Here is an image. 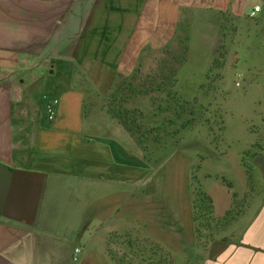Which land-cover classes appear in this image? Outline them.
<instances>
[{
  "label": "crops",
  "instance_id": "crops-1",
  "mask_svg": "<svg viewBox=\"0 0 264 264\" xmlns=\"http://www.w3.org/2000/svg\"><path fill=\"white\" fill-rule=\"evenodd\" d=\"M249 6L250 0H0V264H117L107 242L119 238L126 248L119 253L142 257L140 264L157 260L136 251L135 241L156 245L164 257L182 258L194 248L193 169L216 217L230 209L232 194L248 191L245 169L236 163L243 182L236 190L224 180L225 154L152 160L94 105L92 93L98 83L150 66L184 10L239 15ZM33 95L35 106L23 104ZM214 158L212 168L207 162ZM228 231L195 247L194 264H264V197L250 201Z\"/></svg>",
  "mask_w": 264,
  "mask_h": 264
},
{
  "label": "rangeland",
  "instance_id": "rangeland-1",
  "mask_svg": "<svg viewBox=\"0 0 264 264\" xmlns=\"http://www.w3.org/2000/svg\"><path fill=\"white\" fill-rule=\"evenodd\" d=\"M255 5L260 10L249 16ZM150 58V66L136 67L139 76L133 83L155 86L163 82V90H152L148 95L130 94L125 85L130 71L118 74L115 82L98 83V93H92L95 95L92 102L106 111L109 106L138 109L140 130H152L143 139L144 152L152 160H163L174 153L196 152L198 159L225 154L229 157L222 159L223 166L229 176L224 180L236 190L243 183L239 167H235L241 163L248 176V191L241 196L232 194L226 225V221L211 223L215 236L228 234L231 222L243 215L250 201L264 197V0H250L245 13L239 15L206 9L184 10L174 34ZM36 82L30 83L32 87ZM29 97L24 96L23 104L32 102L35 106L34 95ZM189 118L193 120L192 126L180 129L181 121ZM207 163L213 168L218 162L214 158ZM192 174L203 189L198 167ZM122 240L116 239L112 247L125 250ZM206 240L203 231L194 248L182 258L171 252L164 257L154 244L135 241V249H145L147 256L162 264H194L192 252H196L195 247H205Z\"/></svg>",
  "mask_w": 264,
  "mask_h": 264
},
{
  "label": "trees",
  "instance_id": "trees-1",
  "mask_svg": "<svg viewBox=\"0 0 264 264\" xmlns=\"http://www.w3.org/2000/svg\"><path fill=\"white\" fill-rule=\"evenodd\" d=\"M136 76H139L138 68H134L130 74L126 77L128 82H125L126 86H128V90L130 94L134 96L138 95H148L149 92L153 91H161L163 90L164 85L163 82H159L157 85L152 86L151 83L145 84V83H133ZM139 78V77H137ZM108 114L116 119L122 127L134 138L136 143L142 148L143 151H146V144L144 142V137H146L147 134H150L152 130L148 128H144L143 131H141L142 125L137 122L138 119L141 118L137 117L141 115V112L138 109H125V108H117L109 106L107 110ZM191 120L189 119H183L180 123L179 128L184 129L188 126H192ZM173 133H176V130L173 131ZM155 142L159 143V141L154 137ZM188 187L190 188V201H191V207H192V221L194 223V230L196 234V239L201 237L203 231L207 235V242L214 238L216 233L211 230V223L213 221H216L218 223L219 221H226L230 214V209H228L225 214L222 217H216L213 213V203L211 197L208 195V193L201 188L199 185L197 178L194 174L191 176V180L189 181ZM227 224L228 221L224 222V224ZM225 224V225H226ZM207 242L205 244H207ZM205 246V245H204ZM107 252L108 255L116 261L117 264H137L142 263L144 259L142 257H138L137 255L128 254L127 251H124L122 253H119L118 250L114 249L112 247V242H107ZM149 263V262H148ZM152 264H157L158 261L153 262Z\"/></svg>",
  "mask_w": 264,
  "mask_h": 264
},
{
  "label": "built area",
  "instance_id": "built-area-1",
  "mask_svg": "<svg viewBox=\"0 0 264 264\" xmlns=\"http://www.w3.org/2000/svg\"><path fill=\"white\" fill-rule=\"evenodd\" d=\"M260 10V6L259 5H255L252 7L251 12L249 13V16H254L256 12H258ZM48 118L52 119L53 118V112L52 109L49 108L48 109ZM80 252V247H76L74 248V260L77 259V255Z\"/></svg>",
  "mask_w": 264,
  "mask_h": 264
}]
</instances>
